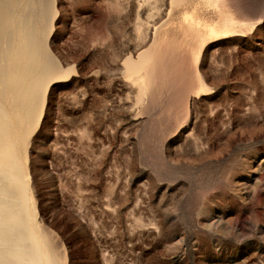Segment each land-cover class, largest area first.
I'll list each match as a JSON object with an SVG mask.
<instances>
[{"label":"rangeland","instance_id":"obj_1","mask_svg":"<svg viewBox=\"0 0 264 264\" xmlns=\"http://www.w3.org/2000/svg\"><path fill=\"white\" fill-rule=\"evenodd\" d=\"M28 11L0 58V264H264V0Z\"/></svg>","mask_w":264,"mask_h":264},{"label":"bare ground","instance_id":"obj_2","mask_svg":"<svg viewBox=\"0 0 264 264\" xmlns=\"http://www.w3.org/2000/svg\"><path fill=\"white\" fill-rule=\"evenodd\" d=\"M20 4L21 0H0V58L5 48L13 46L17 39L22 37L19 26L23 28L28 27V20L31 12L28 11L25 12L23 16H17L16 11L19 10ZM10 24H14V26L8 28ZM25 34H29L31 53L40 56L41 52L39 48L41 44L39 37L37 36L35 39L34 37L36 36L32 31H26ZM43 41L44 40H42L41 43H43ZM54 62L55 61L47 55L42 64L46 69H54Z\"/></svg>","mask_w":264,"mask_h":264}]
</instances>
